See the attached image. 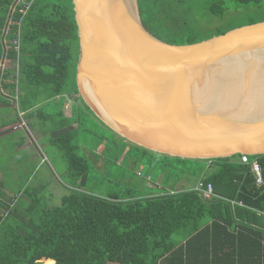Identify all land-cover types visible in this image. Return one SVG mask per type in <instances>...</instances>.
Returning <instances> with one entry per match:
<instances>
[{"label":"trees","instance_id":"1","mask_svg":"<svg viewBox=\"0 0 264 264\" xmlns=\"http://www.w3.org/2000/svg\"><path fill=\"white\" fill-rule=\"evenodd\" d=\"M13 3L0 0V64L8 66L5 75L12 76L8 85L11 94L19 97L21 110L38 115L41 105L79 94L80 45L74 3L36 0L21 26L19 54L12 45L16 27L10 25L6 31ZM138 4L146 29L175 46L230 32L198 35L207 13L223 17L231 4L236 10H264V0H138ZM197 4L203 7L198 13ZM76 101L81 107V114H76L79 130L71 122L59 128L53 139L67 158L74 188L55 207L35 205L27 211L20 203L16 208L9 206L6 225L0 216V264H264V186L256 185L251 165L240 163L239 156L187 160L153 153L119 137L81 98ZM85 112L109 137L99 135L93 146L92 151L99 152L97 161L108 160V147L113 144L119 150L116 162L129 149L125 160L142 169L144 177L151 175L156 181L160 176L167 183L194 178V188L155 195L136 189L132 181L134 187L106 196L90 192L91 166L79 143V133L90 130ZM104 140L108 144L102 149ZM249 160L259 162L264 178V156ZM209 186L216 197L207 200L204 192ZM35 201L42 202L40 198Z\"/></svg>","mask_w":264,"mask_h":264},{"label":"water","instance_id":"2","mask_svg":"<svg viewBox=\"0 0 264 264\" xmlns=\"http://www.w3.org/2000/svg\"><path fill=\"white\" fill-rule=\"evenodd\" d=\"M76 81L127 142L187 160L264 156V22L175 46L143 25L138 0H73Z\"/></svg>","mask_w":264,"mask_h":264},{"label":"crops","instance_id":"3","mask_svg":"<svg viewBox=\"0 0 264 264\" xmlns=\"http://www.w3.org/2000/svg\"><path fill=\"white\" fill-rule=\"evenodd\" d=\"M6 68H8L7 65L0 64V216L3 217L4 225L7 224V215L11 214V209L16 208V203H20L22 209L28 208L27 211L35 205L55 207L74 188L71 184L73 179L68 173V162L66 161L67 172L63 174V178H60L54 166L58 159L47 148L57 147L53 144V139L59 128L67 127L73 122V127L79 130L80 121L76 122V120H80V117L77 118L76 114H81L80 103L76 101L78 97H61L55 102L41 105V112L38 115L34 112L29 116L32 111L21 110L19 97L11 94L12 90L8 83L12 76L5 75ZM59 112L63 116L59 117ZM84 114L88 122L101 129L100 135L108 137V133L88 113ZM64 119L67 121L65 122ZM20 123H24L25 127L16 129ZM93 130L95 133L99 132L96 129ZM84 133L91 137L94 135L97 140V135L92 131ZM107 144L108 141L104 140L101 148L103 149ZM92 148V146L88 148L87 155L95 157L98 169L106 172L108 160L102 158L97 161L99 152H93ZM128 177L123 176V179L129 181ZM19 182L24 183L23 190L17 184ZM129 184L131 186V183ZM132 184L136 189L152 191L157 195L162 191L185 192L193 189L196 182L183 177L180 182L167 183L160 176L154 181L151 175L144 177L142 169H139V174ZM37 198H40L42 202H36ZM9 206L12 208L9 209ZM22 212L25 213L23 210Z\"/></svg>","mask_w":264,"mask_h":264},{"label":"rangeland","instance_id":"4","mask_svg":"<svg viewBox=\"0 0 264 264\" xmlns=\"http://www.w3.org/2000/svg\"><path fill=\"white\" fill-rule=\"evenodd\" d=\"M202 9L203 7L199 4L195 6L196 13L200 12ZM205 13H206V8L203 14ZM260 21H264V10L262 11H251V9L236 10L235 5L231 4V6L228 7L223 17H215L210 13L205 14V17L200 22V27H198L197 29V34L202 36V38L214 36L219 33L231 31L237 28H241L243 26L250 25L251 23L260 22ZM86 127L90 129L87 132L92 131L94 134L97 135V140H95L94 135H92L91 137L85 134L84 131H81L79 135V143L81 145L80 152L85 158L88 159V162L91 166L90 182H89L88 190L94 194L106 196L114 192L122 191L130 187H134V186H130L129 183L133 181L132 180L133 177L138 176L139 170L135 169L133 166L128 165V162L125 160L127 150L125 152L123 151L124 153L120 158V161L116 162L114 159L118 158L119 150L118 147L114 148V145L110 144L108 147L109 157L107 161L108 173L103 171V169H98V167L96 166L95 157H91L87 155V152H89L88 148L90 146L93 147L98 142L99 135L101 134L100 133L101 129L99 130L98 128L94 127V125L91 122H88L86 124ZM81 129L83 130V128ZM93 129H96V131L99 132L95 133ZM104 137L108 139L107 136ZM47 150L50 151L52 155L58 159V161H55V165L54 164L53 165L55 166L56 171L59 174V177L63 178V174L67 172L66 169L67 158L65 154L58 147L55 148L54 146H49ZM236 161H238V159ZM110 171H112V173H110ZM123 176L124 177L129 176L130 180L126 181L125 179H123ZM190 180L195 181L194 178H191ZM17 184H19L20 189L23 190L22 188L24 186V183L19 182ZM17 211L20 212V209H17ZM12 213H15V210H12Z\"/></svg>","mask_w":264,"mask_h":264},{"label":"built area","instance_id":"5","mask_svg":"<svg viewBox=\"0 0 264 264\" xmlns=\"http://www.w3.org/2000/svg\"><path fill=\"white\" fill-rule=\"evenodd\" d=\"M36 0H14L13 5L10 8L9 18H8V26L16 27L15 35L16 38L12 42L13 49L18 54L20 53L21 47V26L24 19L27 17L28 13L30 12L33 4ZM25 127L24 123H20L16 129H23ZM240 163L244 165H251L252 173L256 178V185L258 187L264 186V178H263V170L259 162L254 161L250 163L249 156H239ZM202 185L199 186V190H201ZM204 196L207 200H210L216 195L214 194V190L212 186H209L208 189L204 192ZM259 215H263L259 213Z\"/></svg>","mask_w":264,"mask_h":264},{"label":"clouds","instance_id":"6","mask_svg":"<svg viewBox=\"0 0 264 264\" xmlns=\"http://www.w3.org/2000/svg\"><path fill=\"white\" fill-rule=\"evenodd\" d=\"M8 27H9V26H8V24H7V28H6V31H8Z\"/></svg>","mask_w":264,"mask_h":264}]
</instances>
